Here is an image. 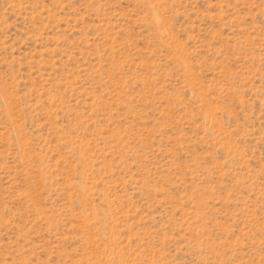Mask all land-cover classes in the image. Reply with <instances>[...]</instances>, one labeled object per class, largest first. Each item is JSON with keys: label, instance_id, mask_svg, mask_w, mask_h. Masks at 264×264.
<instances>
[{"label": "rangeland", "instance_id": "374dc122", "mask_svg": "<svg viewBox=\"0 0 264 264\" xmlns=\"http://www.w3.org/2000/svg\"><path fill=\"white\" fill-rule=\"evenodd\" d=\"M0 264H264V0H0Z\"/></svg>", "mask_w": 264, "mask_h": 264}]
</instances>
